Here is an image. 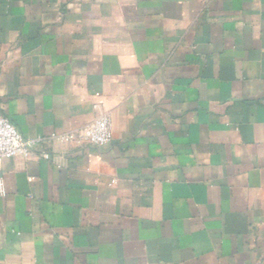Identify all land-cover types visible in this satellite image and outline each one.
<instances>
[{"label": "crops", "instance_id": "obj_1", "mask_svg": "<svg viewBox=\"0 0 264 264\" xmlns=\"http://www.w3.org/2000/svg\"><path fill=\"white\" fill-rule=\"evenodd\" d=\"M0 116V264H264V0H0Z\"/></svg>", "mask_w": 264, "mask_h": 264}, {"label": "built area", "instance_id": "obj_2", "mask_svg": "<svg viewBox=\"0 0 264 264\" xmlns=\"http://www.w3.org/2000/svg\"><path fill=\"white\" fill-rule=\"evenodd\" d=\"M113 135L112 117L109 112H102L78 135L65 134L61 140L65 142L77 139L93 146H104L111 142ZM33 141L24 139L15 126L5 117L0 116V166L14 157L28 158L32 154ZM44 159L49 155L44 154Z\"/></svg>", "mask_w": 264, "mask_h": 264}]
</instances>
